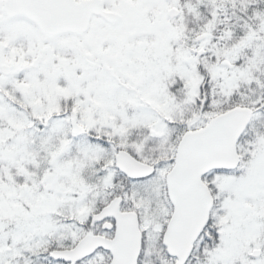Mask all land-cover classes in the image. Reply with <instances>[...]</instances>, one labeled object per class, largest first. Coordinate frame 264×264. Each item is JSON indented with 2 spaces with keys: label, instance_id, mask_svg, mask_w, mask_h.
I'll return each mask as SVG.
<instances>
[{
  "label": "snow or ice",
  "instance_id": "6c2138e0",
  "mask_svg": "<svg viewBox=\"0 0 264 264\" xmlns=\"http://www.w3.org/2000/svg\"><path fill=\"white\" fill-rule=\"evenodd\" d=\"M0 264H264V0H0Z\"/></svg>",
  "mask_w": 264,
  "mask_h": 264
}]
</instances>
